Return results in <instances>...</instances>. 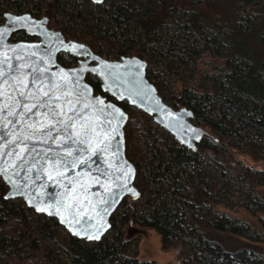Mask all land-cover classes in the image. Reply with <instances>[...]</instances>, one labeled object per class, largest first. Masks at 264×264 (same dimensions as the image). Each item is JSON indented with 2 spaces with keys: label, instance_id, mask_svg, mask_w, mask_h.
Here are the masks:
<instances>
[{
  "label": "trees",
  "instance_id": "obj_1",
  "mask_svg": "<svg viewBox=\"0 0 264 264\" xmlns=\"http://www.w3.org/2000/svg\"><path fill=\"white\" fill-rule=\"evenodd\" d=\"M75 1L77 7L101 10L102 19L105 18L104 34H101L97 18L91 17V23L86 25L83 24L86 20L82 11L76 15L85 25L83 33L76 38L93 51L109 53L110 48H117L118 54H124L112 41H103L107 39L103 35H108L110 27L114 28V32L109 36H115L118 32L124 34L129 26H136L146 47L147 44L152 45L154 41L151 38L160 27L169 24L173 32L190 30L194 37L193 45L183 53V64H187L196 52L197 41L206 50H217V35L229 33L225 40L233 58L227 60L230 72L224 76L218 91L212 88L192 91L189 84L181 83L179 93L170 96L162 89L161 77L175 83L182 78L173 79L168 67L160 65L154 55L146 53L143 47L130 50L129 56L146 61V77L161 98L174 109L185 107L192 112V122L204 131L196 150L191 152L181 147L165 131L153 127L148 117L121 103L120 106L128 114V123L124 128L125 154L136 169L134 184L140 192L139 198L123 200L110 219L108 234L99 243H86L69 236L56 220L36 214L21 200H6L7 187L0 179V264H157L139 257L138 243H132L134 239L129 236V230L134 228L155 232L161 249L173 252L181 264H264V257L255 248L256 244L264 243V201L252 200L248 194L236 198V202L247 212L260 213L258 224L261 235H256L255 229L249 225L239 223L237 218L211 215V210L220 205L235 209V204L220 193L215 179L208 177L205 171L207 167L221 168L230 181L240 183L252 192L264 187V28L255 31L259 22L249 24L250 20L245 21L241 11V7L261 5L259 13H263L261 0H225L229 2L231 15L222 14L220 18L224 16L225 20L222 18L223 22L216 21L209 27L198 11L187 10V7L185 14H192L184 20L176 18L173 15L175 0H108L101 6L92 5L89 0ZM139 1L142 4L134 8ZM207 1L211 3L213 0ZM4 2L16 10L30 3L29 13L33 17L47 16L53 22L52 27L61 30L66 38H69L66 35L69 33L60 26L72 23L82 27L64 13L63 8L68 1L0 0V6ZM149 4L158 11H151ZM41 7L45 10L42 11ZM148 16L149 19H146ZM155 16L168 23L160 21L157 24ZM217 24L219 27H216ZM208 28L215 33L213 38L202 35L203 30ZM27 38L24 33H19L13 35L12 41ZM58 60L65 67L69 65L62 56ZM232 61L236 63L231 64ZM86 81L96 94L112 100L101 92L97 79L92 80L88 75ZM245 128L251 130L249 137L241 134ZM149 140L152 141L149 152L153 162L158 160L157 171L152 170L147 158L137 151L136 142L148 143ZM157 145L161 149L159 156L155 153ZM145 175L148 179L143 182ZM181 179L184 181L182 188L191 189L192 195L179 196L181 185L173 190L166 187L170 181L177 183L180 180L182 183ZM169 194L172 196L171 203L163 205V198ZM253 206L257 209L254 212L251 210ZM47 243L63 253L65 259Z\"/></svg>",
  "mask_w": 264,
  "mask_h": 264
},
{
  "label": "water",
  "instance_id": "obj_2",
  "mask_svg": "<svg viewBox=\"0 0 264 264\" xmlns=\"http://www.w3.org/2000/svg\"><path fill=\"white\" fill-rule=\"evenodd\" d=\"M89 1L102 5L107 0ZM3 18L0 25V132L7 135L0 137V179L7 187L4 198L19 199L36 214L56 220L75 239L99 243L110 231V219L122 201L136 200L140 196L134 184L136 169L125 154L124 128L128 114L120 104L126 103L151 117L161 130L191 152L196 150L204 131L192 123L189 109H174L161 98L146 77V61L136 56L106 60L88 45L66 40L60 31L48 28L46 17L37 19L30 13H4ZM18 33L37 41L13 42V35ZM61 54L77 58L78 65L61 66L57 61ZM36 75L43 79L33 82ZM88 75L100 82L101 92L112 100L94 92L86 81ZM21 92L28 99L22 97ZM44 92H48V96ZM49 97H52V105H59L57 110H62L66 116L78 113L75 126L69 131L95 129L90 136L81 137L90 145L89 151L82 153L90 167L81 163L75 168H65L62 161L54 163L47 159L57 151L65 155L60 144L67 139L65 136L52 143L51 138L41 135L55 123L51 116L45 121V109L32 115L37 101ZM25 105L31 107V111H25ZM37 121L47 126L41 127ZM52 136L57 137L59 133L53 132ZM76 147L80 145L73 147L72 156L67 157L69 160L77 155ZM105 172L108 175H104Z\"/></svg>",
  "mask_w": 264,
  "mask_h": 264
},
{
  "label": "rangeland",
  "instance_id": "obj_3",
  "mask_svg": "<svg viewBox=\"0 0 264 264\" xmlns=\"http://www.w3.org/2000/svg\"><path fill=\"white\" fill-rule=\"evenodd\" d=\"M65 2L68 1V5H66L64 9V13H66L72 21H75L79 24L82 22L79 20V18L76 17L78 11H82V13L85 15V22L83 24H90L91 23V17L97 18L98 24L97 28L102 30L100 33L104 34V27H105V18L102 19L101 10H91L89 7H77L75 6L76 1L75 0H64ZM152 2L155 0H151ZM176 5V11L175 14H173L176 18L180 19H186L191 13L185 14L188 9L192 11H198V13L202 16L204 21L206 22V26L209 27V25H214L216 21L223 22V19L225 20V17L223 16L220 18L222 14H225L226 16H230L232 11L229 7V2L225 0H220L219 2L216 0H213L211 3H209L207 0H175ZM201 1H203L201 3ZM216 1V2H215ZM151 2V3H152ZM158 3V2H155ZM261 3L264 5V0H261ZM142 4V2H136L134 5L135 7H139ZM174 5V4H173ZM31 4L26 3L23 8L16 10L12 6H10L8 3H3L0 6V25L3 24L4 13H12L16 15H21L23 13H29ZM155 6L152 4H149V8L152 11L153 9L158 11V8H154ZM187 7V10L185 9ZM42 11L45 10L44 7H41ZM241 11L244 12V20H250L249 24L258 23L256 25L255 31L264 28V12L259 13V11L262 9V6H245L241 7ZM44 13V12H41ZM138 13V12H137ZM136 13V14H137ZM171 14V13H170ZM260 14V15H259ZM185 16V18H183ZM46 17L47 16H39L37 19ZM150 16L146 17V19H149ZM243 17V16H242ZM36 18V17H34ZM101 18V19H100ZM136 18H139V16H136ZM261 18V19H260ZM143 19V18H142ZM101 20V21H100ZM260 20V21H259ZM155 21L157 24H159L160 21L163 22L162 17L155 16ZM51 21L48 20V28L55 30L52 27ZM163 23H168L167 20ZM73 25L72 23H68V26L63 27L60 26V28H63L65 31H67L69 34H66L69 36V38H66V40H72L79 42L76 38L77 35H80L83 33L84 28L83 26ZM163 25V24H162ZM216 27H219V24H217ZM108 35H103L105 38V42L112 41L115 43L118 47H120V50L124 52L123 55L118 54L117 48H110V52H102L98 53L96 50L94 51L96 54L100 55L102 58L109 60V61H118L122 57L129 56L130 50H137L143 47L145 49L146 53H151L154 55L156 60L160 63V65H164L168 67L169 74L173 79H179L182 78L180 81L178 80L175 82H169L168 79L161 77L162 82V89L167 95H176L179 93L180 90V84L181 83H187L190 85V89L192 91H196L199 89H214L218 91V87L224 82V76L230 72V67L227 66V60H233L231 57L229 45L226 42L225 38L229 33H221L218 34L216 37L218 47L219 49H209L206 50L203 47V44L200 41H197L195 44V54L193 57L189 60L187 64H183L184 62V51H187L194 42V37L190 33V30H179L177 32H173L172 28L169 26V24H164L160 27V29L155 33V35L151 38L154 42L152 45L147 44L148 46H143V42L141 40V34H139L138 28L134 25L127 27L125 30V33L122 34L121 32H118L115 34V36H109L111 33L114 32V28L110 27L108 28ZM243 31L244 28H242ZM60 31L61 30H55ZM124 32V31H123ZM63 34V33H62ZM215 33H212L210 31V28L203 30L204 36H209L210 38H213L212 35ZM33 40V39H32ZM36 40V39H35ZM166 41V42H165ZM245 52V49H242V52ZM247 52L250 54L251 51L247 50ZM236 62L232 61L231 64H235ZM77 63H73L72 66H76ZM90 76V75H89ZM92 80H96L95 77L90 76ZM225 86V84H224ZM166 102V101H165ZM168 105H170L168 102H166ZM219 107L220 104L217 103ZM171 106V105H170ZM223 109V108H222ZM138 111V110H137ZM140 112V111H139ZM141 113V112H140ZM143 114V113H142ZM144 115V114H143ZM146 116V115H145ZM148 117V116H146ZM151 125L153 127L159 128L152 120L151 117H148ZM193 123V122H192ZM194 124V123H193ZM195 125V124H194ZM160 129V128H159ZM161 130V129H160ZM163 131V130H162ZM255 131L253 130L252 133ZM251 133V130L248 128H245L242 131L243 136L249 137ZM170 136V135H169ZM243 141V140H242ZM137 144V151L142 153L147 160L150 162V168L154 171L156 170V165L158 164V160L153 162L152 156L150 154V146L152 145V141L149 140L148 143H144L142 141L136 142ZM239 145L242 146V142L239 143ZM264 146V144H262ZM155 153L159 156L161 149L157 145L155 148ZM133 154V153H131ZM248 159V158H247ZM162 167V166H161ZM205 171H207L208 177L212 176V178L215 179L217 183V188L219 189L220 193L227 199H229L232 203L235 204V209H229L224 207L223 205L218 206L217 208H214L211 210V215L216 216H223L227 217L229 219L237 218L238 222L241 224L249 225L251 228L255 229L256 235H261V229L258 224V219L260 218V213L255 215L251 212H247L244 210L240 203L236 202L237 196L248 194L252 200L258 199V201H264V187H259L257 191L252 192L250 190H247L243 188V186L240 183H237L235 181H230L229 178L225 175L224 170L219 168H205ZM224 173V174H223ZM222 175V176H221ZM148 179V175H145L143 177V182H145ZM183 181V179H181ZM197 183H194L196 185ZM177 185H181V187L178 188V195L187 197L192 195L191 189H184L182 188L184 185V181L181 183L180 180L177 181V183L173 182H167L166 187L170 188L171 190L176 189ZM192 185V184H191ZM193 186V185H192ZM255 195H257V198H255ZM168 197L163 198V205L164 203L166 206L169 205V202L172 201L171 194L167 195ZM253 212L257 209H254V206L251 208ZM209 213V214H210ZM129 236L132 237L134 240L132 243H138V254L140 258H143L145 260H152L155 261L157 264H181V260H177L173 252H165L161 249V243L158 235L150 230L145 229H139L134 228L129 230ZM48 246H50L51 249H53L57 255L65 259V255L58 251L55 246H53L50 243H47ZM255 248L261 252V255L264 257V243H259L255 245ZM261 258V257H260Z\"/></svg>",
  "mask_w": 264,
  "mask_h": 264
},
{
  "label": "snow or ice",
  "instance_id": "obj_4",
  "mask_svg": "<svg viewBox=\"0 0 264 264\" xmlns=\"http://www.w3.org/2000/svg\"><path fill=\"white\" fill-rule=\"evenodd\" d=\"M38 79H43V77L36 75L33 77V82ZM43 91V89H41ZM20 95L24 97V93L21 92ZM45 96H48V92H44ZM25 99H28V97H24ZM58 99V98H57ZM36 107V112H33L32 115H36L38 112H40L41 109H45V121H47L48 116H51L52 120L55 121L51 127L48 128L47 132H41L42 136L48 137L52 139V143H57L59 140H61L63 137H67L66 140L63 141V143L60 144V149L65 152V155H61L59 151L55 152L53 155L48 156L47 159L53 161L54 163L62 161L65 168H75L81 163H85L90 167V163L88 161L84 160V157L82 153H87L89 151V142L85 138H81L82 136L88 137L91 135V132H95V129H92L91 131H77L75 133L69 131L70 128H73L75 126V122L78 118V113L74 116H66L65 113L57 109L60 108L59 105H52V97H49L47 100L37 101V104L34 105ZM25 111H31V107L28 105H25L24 107ZM66 121H68L66 123ZM37 125H41V127H46L47 125L45 123H42L41 121L36 122ZM59 125L60 127H57ZM32 127H35L33 125ZM37 131H40L38 128ZM53 132L59 133V136L53 137ZM7 133L0 132V137L6 136ZM68 141H71V143H68ZM47 143V139L44 141ZM66 145V146H65ZM75 145H80V147H76L75 151L77 155L73 157L71 160H69L67 157L72 156L73 153V147ZM85 145H89L88 147H85ZM35 149H33L34 151ZM106 149H101V151H104ZM48 151H51V148L48 149ZM95 149L92 148V152L95 153ZM41 156L44 155V153H40ZM99 160V158H98ZM98 160L96 162H98ZM104 175H108L107 172L104 173ZM40 211H44V209H39Z\"/></svg>",
  "mask_w": 264,
  "mask_h": 264
},
{
  "label": "flooded vegetation",
  "instance_id": "obj_5",
  "mask_svg": "<svg viewBox=\"0 0 264 264\" xmlns=\"http://www.w3.org/2000/svg\"><path fill=\"white\" fill-rule=\"evenodd\" d=\"M108 1V0H107ZM106 1V2H107ZM91 3V2H90ZM92 4V3H91ZM92 5H94V4H92ZM95 6H101V5H95ZM19 34V33H18ZM17 35V34H16ZM27 36V35H26ZM28 37V36H27ZM33 39V40H32ZM33 41H37V40H35L34 38H31V37H28L27 39H24V40H21V41H19V42H33ZM17 42V41H16ZM93 51V50H92ZM94 52V51H93ZM95 53V52H94ZM63 57L65 60H67L66 62L69 64L66 68H69V67H75V66H72L73 65V63H77V65H78V63H79V60L77 59V58H75V57H72V56H69V55H66V54H61V55H59L58 56V58H57V61H58V63L61 65V66H63V67H65L64 65H62L60 62H59V57ZM76 65V66H77ZM103 96V95H102ZM105 97V96H104Z\"/></svg>",
  "mask_w": 264,
  "mask_h": 264
}]
</instances>
